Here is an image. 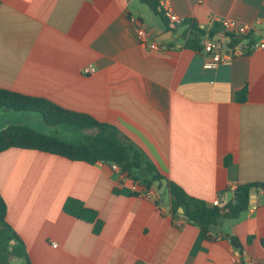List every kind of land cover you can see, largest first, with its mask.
<instances>
[{"label": "crops", "instance_id": "0c3cea01", "mask_svg": "<svg viewBox=\"0 0 264 264\" xmlns=\"http://www.w3.org/2000/svg\"><path fill=\"white\" fill-rule=\"evenodd\" d=\"M156 1L160 13L141 0L0 2V88L114 126L165 177L147 190L99 162L0 153L6 219L32 264H264L261 191L209 231L174 214L169 191L175 183L213 207L264 183V0ZM166 6L185 22L171 29ZM213 18L255 31L227 44L230 64L206 70L203 39L187 41L194 24L219 32ZM139 28L161 49L140 45ZM69 198L97 213L99 233L64 211Z\"/></svg>", "mask_w": 264, "mask_h": 264}, {"label": "trees", "instance_id": "16d2710c", "mask_svg": "<svg viewBox=\"0 0 264 264\" xmlns=\"http://www.w3.org/2000/svg\"><path fill=\"white\" fill-rule=\"evenodd\" d=\"M141 2L156 12H162L156 0H141ZM204 34V30L194 24L187 45L195 47L194 45L200 44ZM232 39L234 43L240 41L236 36H232ZM244 96L245 91L239 100H243ZM0 110L37 113L47 126H61L68 131H93L91 134H84L81 140L68 141L35 131L22 124L5 123L0 125V153L10 148H20L62 156L71 161L115 163L128 177L141 182L147 190L165 180L141 149L123 137L117 128L101 123L87 114L65 109L44 98L26 96L2 88H0ZM260 188H264V183L238 186L234 191L233 201L227 205L210 207L171 182L169 191L172 212L176 214L182 208L190 223L209 231L218 220H235L242 212L248 210L251 206L252 191ZM64 211L86 222H94L96 233L100 232L102 224L96 220L97 213L86 208L82 202L69 198L64 205ZM6 217L7 204L0 193V264H11L13 258L21 260L22 264H32L24 241L10 226ZM231 240L236 247L239 246L236 238L231 237Z\"/></svg>", "mask_w": 264, "mask_h": 264}, {"label": "built area", "instance_id": "2783aa9c", "mask_svg": "<svg viewBox=\"0 0 264 264\" xmlns=\"http://www.w3.org/2000/svg\"><path fill=\"white\" fill-rule=\"evenodd\" d=\"M164 17L168 20L169 26L171 29H175L178 24L185 22V19L180 18L176 15L173 9L170 6H166L163 11ZM212 23L218 24L220 26V31L215 32L212 28L203 27L205 34L203 36V50L208 55L205 63L204 69L206 70H215L222 64H230L232 61V56L226 53L225 48L227 44H232V36H248L252 31H255L253 25H243L235 19H221L213 18ZM138 38L140 45L148 47L151 50H160L161 46L150 39V34L144 28H139L137 30ZM257 47L264 49V39ZM86 73L94 72V69L88 68L85 70ZM101 166L108 165L111 171L116 172L120 175H127L124 173L119 165L115 163H104L99 162ZM264 194V188H260ZM220 202L216 200L214 206H219Z\"/></svg>", "mask_w": 264, "mask_h": 264}, {"label": "rangeland", "instance_id": "374dc122", "mask_svg": "<svg viewBox=\"0 0 264 264\" xmlns=\"http://www.w3.org/2000/svg\"><path fill=\"white\" fill-rule=\"evenodd\" d=\"M0 120L5 122L6 124H22L28 126L29 128L35 131L48 134L51 136L60 137L68 141H78L82 139L84 134L93 133V131H86V132L68 131L67 129L61 126H55V127L47 126L42 121L40 115L33 112H16L11 110H0Z\"/></svg>", "mask_w": 264, "mask_h": 264}, {"label": "water", "instance_id": "95a60500", "mask_svg": "<svg viewBox=\"0 0 264 264\" xmlns=\"http://www.w3.org/2000/svg\"><path fill=\"white\" fill-rule=\"evenodd\" d=\"M3 123H5V122H3L2 120H0V125H1V124H3ZM181 211H183V209H182V208H181Z\"/></svg>", "mask_w": 264, "mask_h": 264}]
</instances>
